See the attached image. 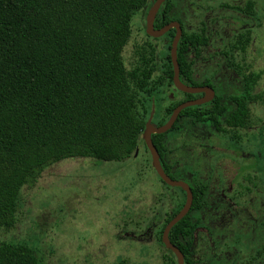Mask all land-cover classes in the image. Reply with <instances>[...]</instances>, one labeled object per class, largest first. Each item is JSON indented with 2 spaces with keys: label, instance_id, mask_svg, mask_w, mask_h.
<instances>
[{
  "label": "trees",
  "instance_id": "trees-1",
  "mask_svg": "<svg viewBox=\"0 0 264 264\" xmlns=\"http://www.w3.org/2000/svg\"><path fill=\"white\" fill-rule=\"evenodd\" d=\"M154 1L0 0V228L15 225L22 188L35 183L54 163L77 157L117 162L130 156L139 144L144 145L146 121L139 108L145 100L151 102L146 110L155 113L163 87H173L170 52L156 80L154 47H136L135 63L129 70L122 53L130 38L133 15L150 9ZM175 5L176 0H164L154 28L179 22L182 35L176 55L180 80L189 86L213 87L208 79L198 83L193 78L194 58L207 46L208 36L204 30L187 32L173 13ZM253 5L249 1L245 8L235 10L251 15ZM174 33H168L170 42ZM243 37L238 40L241 52L250 40L249 34ZM258 78L259 74L244 76L245 86L233 99V112L218 93L206 105L182 110L172 130L187 119L216 129L224 124L244 126L249 118L247 102ZM185 97L165 109L158 125L180 103L195 98ZM165 135L153 134L151 139L170 176L164 161ZM182 205L166 217L158 232V242L173 257L166 264H176V259L164 247L162 232ZM204 208L203 197L194 188L190 212L169 232V241L183 254L184 264H197L193 235L202 226L198 213ZM0 264L40 262L29 246L0 240Z\"/></svg>",
  "mask_w": 264,
  "mask_h": 264
},
{
  "label": "rangeland",
  "instance_id": "rangeland-1",
  "mask_svg": "<svg viewBox=\"0 0 264 264\" xmlns=\"http://www.w3.org/2000/svg\"><path fill=\"white\" fill-rule=\"evenodd\" d=\"M249 1L254 4L251 15L234 9L245 8ZM173 13L181 17L187 32L204 30L208 36V44L193 66L198 81L217 78L215 87L229 96L240 92L244 75L259 74L254 95L260 98L250 106L249 125L236 132L238 138L234 132L222 138L199 124L191 131H169L166 161L174 171L170 176L190 182L189 177L196 174V180L209 184H229L236 179L264 184V0H176ZM146 14L142 9L133 15L122 57L129 70L135 63V48L150 44L156 49V80L165 67L171 42L169 36L146 35ZM247 32L250 42L241 52L238 40ZM171 89L163 87L155 113L146 110L151 102L144 100L139 114H144L146 123H159L172 102L185 98L177 91L175 98L169 97ZM175 189L160 182L143 144L117 162L64 159L22 188L16 223L0 228V240L29 246L40 264H166L173 257L158 242V232L183 200ZM210 192L217 193L214 188ZM247 207L251 213L259 209ZM205 233L202 228L195 236V258L200 260L205 257Z\"/></svg>",
  "mask_w": 264,
  "mask_h": 264
},
{
  "label": "flooded vegetation",
  "instance_id": "flooded-vegetation-1",
  "mask_svg": "<svg viewBox=\"0 0 264 264\" xmlns=\"http://www.w3.org/2000/svg\"><path fill=\"white\" fill-rule=\"evenodd\" d=\"M235 8L236 7H234V9ZM148 10H147V12H148ZM177 17L183 23V20L181 19V17H179V15H177ZM145 19H146V17H145ZM171 22H177V21H171ZM177 23L179 24V22H177ZM179 26H180V24H179ZM145 27H146V25H145ZM153 28H154V23H153ZM180 28H181V26H180ZM171 30H174V29H170L168 32H166L161 37L168 36V33ZM181 31H182V29H181ZM174 35H175V33H174ZM249 42H250V40H249ZM202 49L200 50V55H201ZM224 54L226 55L225 52H224ZM200 55L197 58H194V62L196 59H198L200 57ZM226 56H228V55H226ZM192 59H193V56H192ZM251 75L252 74H249V76H251ZM244 76H246V75H244ZM193 78L198 83L207 79V78H205L202 81H198L194 77V68H193ZM179 80H180V78H179ZM208 80H210L213 87L208 86V85L189 86V85H186L185 83H183L181 80L180 81H181V83H183L184 85L189 86V87L211 89L212 94L204 93V92L192 93V94L184 93L182 91L177 90L173 85V87H171L172 89H171V93H169V97L175 98L174 91H177V92L182 93L184 96L187 94V95H193L195 97L194 99L188 100V101H196V100H200L203 98H208L209 99L208 101L201 103V104H198V105H195V106L206 105V104L212 102L218 93L220 94V89L216 88L214 85V82H218L219 79H217V78L209 79L208 78ZM258 80H259V78L256 80V84L251 89L252 99L247 102V110L249 113V118L246 121V124L244 126H242V127H231L228 124H224L223 126L219 127V129H216L214 126H211L207 123L206 124L205 123H194L191 120L187 119V120H183L181 122L180 128H178L176 130H172V128L176 122L175 121L173 126L171 127V129H169L167 132H165L163 134H167L169 131H177V130L184 131L186 128H188V131H191L192 129H196L195 126H197V124H199V125H202L201 128H204L203 125L210 127V129H212L216 133V135H218V136L222 135L221 136L222 138H224L225 136H227V134H230L232 132L235 133L234 137L238 138L239 135H237L236 132L245 130L249 125V120H250V115H251L250 114L251 113L250 106L253 105L254 102L259 100V98H260L259 95L258 96L254 95L255 87L257 85ZM172 83H173V81H172ZM244 86H245V84H244V77H243V83H242V87H240V89H239V91H240L239 93L228 96L227 91H226L225 95L220 94L226 98V101H227L228 106H229L228 110L230 113L233 112V110H235V106L233 104L234 103V100H233L234 97L241 93ZM184 99H182V100H184ZM179 101H181V100H179ZM184 102H187V101H184ZM184 102H182V103H184ZM182 103H180V104H182ZM167 120L162 125H164L167 122ZM158 124L159 123H157V124L152 123V125L157 126V127L162 126V125H158ZM224 134H226V135H224ZM169 140H170V138L167 140L166 135H165L166 153L164 156V161L167 165H169V167H170L169 173H170V172H174V171L171 170V165L166 161V156L168 155V152H169V148H168L169 147L168 146ZM159 161H160V157H159ZM160 164H161V161H160ZM161 167L163 169L162 164H161ZM250 167L254 168L256 171H259L261 173L260 168L255 167V165H252V163L250 164ZM163 171H164V169H163ZM239 171L243 172V169H239ZM166 175L169 178L172 177V176L170 177L168 174H166ZM256 175H258V174H256ZM188 177H189V175H188ZM220 177H222L221 173H220ZM171 179L176 180V181L185 182L191 190L192 197H193V189L195 188L198 195L202 196L203 200H204L205 208L203 211L198 213V217L201 220L202 226L197 228V230L195 231V233L193 235L194 259L197 262V264H207V263H210V264H264V184L261 185V184H257L256 182L252 183V184H244L241 181H238V179H236L234 182H231L229 184H224L223 181L221 184H216L214 181L211 182L212 184H209L208 182L201 181L200 179L196 180V174L194 176L189 177L190 182H186L185 180H181V179H177V178L173 179V177ZM167 186H169V185H167ZM169 187H173V186H169ZM165 188H167V187H165ZM175 188H177L175 190H178L183 194V200H182L181 204L184 205L185 200H186L185 191L180 187H175ZM210 188H214L217 193L215 195H212L210 192ZM168 189L174 190L172 188H168ZM192 203H193V199H192ZM183 205H182V207H183ZM249 205L256 206V208L259 207V209L256 211H253V213H251L247 207ZM191 207H192V204H191ZM190 210H191V208H190ZM190 210L188 211V213L190 212ZM250 213H251V215H250ZM242 214H244V215H242ZM165 219H164V221H165ZM216 227H221V228H216ZM202 228L205 229V231H206V233H205L206 243L203 244V247H202V251H203L205 257L203 258V260H200L199 258H195V255H196V249L195 248L197 247V246L195 247V245H196L195 236H196L197 232ZM161 239H162V236H161Z\"/></svg>",
  "mask_w": 264,
  "mask_h": 264
},
{
  "label": "water",
  "instance_id": "water-1",
  "mask_svg": "<svg viewBox=\"0 0 264 264\" xmlns=\"http://www.w3.org/2000/svg\"><path fill=\"white\" fill-rule=\"evenodd\" d=\"M163 2H164V0H155L154 3L152 4V6L150 7V9L148 10L147 15H146V19H145V25H146L145 32L150 37L159 38L162 35H164L166 32H168L170 29L175 30V35L172 39V42L170 45V53H169L170 60L172 63V68H173L172 81H173L174 87L179 91H182L184 93H189V94L199 93V92L212 94L211 89L189 87V86H186L183 83H181V81L179 80V66L177 63V55L176 54H177L178 42H179L181 34H182L181 28L177 22H171V23L165 25L164 27H162L161 29H154L153 28V23H154L155 17H156L157 12H158V10H159V8ZM208 100H209L208 98H203V99L196 100V101H187V102H184V103L178 105L172 111L169 119L167 120V122L164 125L157 127V126L150 124V121H148L146 123V128H145L143 135H142V140H143V142H144V144H145V146H146V148H147V150L151 156L152 167H153L155 173L157 174V176L166 185L173 186V187H180L186 193V200H185L183 207L166 224V226L163 230V233H162V243L166 249L170 250L173 253V255L175 256V259H176V264H184V257H183V254L180 252V250L176 246L171 244V242L169 241L168 235H169V232L172 229V227L174 225H176L181 219H183L185 217V215L188 213V211L190 210L193 197H192V193H191L189 186L185 182L172 180L171 178H169L165 174V172L163 171V169L161 167V164L159 161V155H158L157 149L155 148V146L152 142L151 136L153 134H163V133L167 132L169 129H171L174 122L178 118L179 113L183 109L204 103Z\"/></svg>",
  "mask_w": 264,
  "mask_h": 264
}]
</instances>
